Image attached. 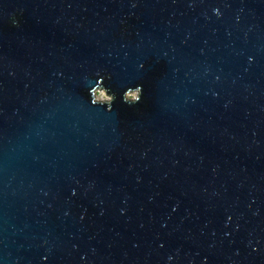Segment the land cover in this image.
Wrapping results in <instances>:
<instances>
[{
    "label": "water",
    "instance_id": "1",
    "mask_svg": "<svg viewBox=\"0 0 264 264\" xmlns=\"http://www.w3.org/2000/svg\"><path fill=\"white\" fill-rule=\"evenodd\" d=\"M0 264H264V0H0Z\"/></svg>",
    "mask_w": 264,
    "mask_h": 264
},
{
    "label": "rangeland",
    "instance_id": "2",
    "mask_svg": "<svg viewBox=\"0 0 264 264\" xmlns=\"http://www.w3.org/2000/svg\"><path fill=\"white\" fill-rule=\"evenodd\" d=\"M97 98L100 100V101H102V98L101 97H104L105 98V100H109L110 99V97H108L104 92H98L97 93ZM134 96H136V95H130V97L131 98H134Z\"/></svg>",
    "mask_w": 264,
    "mask_h": 264
},
{
    "label": "bare ground",
    "instance_id": "3",
    "mask_svg": "<svg viewBox=\"0 0 264 264\" xmlns=\"http://www.w3.org/2000/svg\"><path fill=\"white\" fill-rule=\"evenodd\" d=\"M102 98V100H105V98L104 97H101Z\"/></svg>",
    "mask_w": 264,
    "mask_h": 264
}]
</instances>
